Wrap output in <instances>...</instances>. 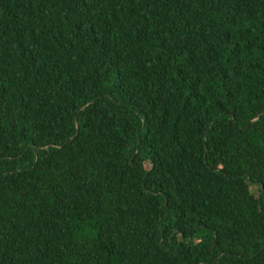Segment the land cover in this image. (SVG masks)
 I'll return each instance as SVG.
<instances>
[{
	"label": "trees",
	"instance_id": "16d2710c",
	"mask_svg": "<svg viewBox=\"0 0 264 264\" xmlns=\"http://www.w3.org/2000/svg\"><path fill=\"white\" fill-rule=\"evenodd\" d=\"M263 247L264 0H0V264Z\"/></svg>",
	"mask_w": 264,
	"mask_h": 264
},
{
	"label": "rangeland",
	"instance_id": "374dc122",
	"mask_svg": "<svg viewBox=\"0 0 264 264\" xmlns=\"http://www.w3.org/2000/svg\"><path fill=\"white\" fill-rule=\"evenodd\" d=\"M251 187V191L252 192H255L256 191V188L254 186H250Z\"/></svg>",
	"mask_w": 264,
	"mask_h": 264
},
{
	"label": "water",
	"instance_id": "95a60500",
	"mask_svg": "<svg viewBox=\"0 0 264 264\" xmlns=\"http://www.w3.org/2000/svg\"><path fill=\"white\" fill-rule=\"evenodd\" d=\"M261 114H262V113H259L258 116L261 115ZM35 151H36V149H35ZM263 248H264V247H263Z\"/></svg>",
	"mask_w": 264,
	"mask_h": 264
}]
</instances>
